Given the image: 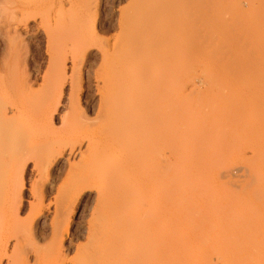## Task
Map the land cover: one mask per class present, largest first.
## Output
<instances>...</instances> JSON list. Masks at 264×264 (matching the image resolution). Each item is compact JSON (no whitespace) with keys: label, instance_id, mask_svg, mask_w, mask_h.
Here are the masks:
<instances>
[{"label":"rangeland","instance_id":"obj_1","mask_svg":"<svg viewBox=\"0 0 264 264\" xmlns=\"http://www.w3.org/2000/svg\"><path fill=\"white\" fill-rule=\"evenodd\" d=\"M198 1L191 44L188 31L169 35L181 21L172 0H87L86 43L60 53L64 77L51 84L43 80L45 24L36 15L22 27L20 69L32 90L25 100L51 92L44 119L57 135L20 172L19 217L44 254L35 261L29 253L28 264H258V256L264 264V0ZM162 31L163 59L148 46ZM157 64L167 74L165 141L161 154L147 155L160 137L145 121L157 113L143 107ZM113 69L116 136L126 148L115 147L118 172L100 177V161L116 158L92 165L99 147L87 142L100 135L91 124L103 121L99 97ZM80 123L93 130L77 135ZM62 199L67 211L52 248Z\"/></svg>","mask_w":264,"mask_h":264},{"label":"bare ground","instance_id":"obj_2","mask_svg":"<svg viewBox=\"0 0 264 264\" xmlns=\"http://www.w3.org/2000/svg\"><path fill=\"white\" fill-rule=\"evenodd\" d=\"M198 2V0H172L171 4L173 3L174 5L172 6L174 10H172L176 12V15L178 14V17L180 14L179 18H181L182 22L178 18L180 25L176 23L178 26L176 27L177 29L173 28L175 31L170 30L172 29V26H176V24L172 25L170 29H168L169 35L174 36L182 32L186 33V31H188V34L192 37V43H190L193 44L197 42L196 34L197 24L199 21V14L197 13L199 8L197 7L199 4ZM38 6H41V9L38 10V13H35V10H37ZM36 15L39 16L40 23L45 24V29L47 32L45 46L50 56L43 80L44 82H49V84H51L64 77L63 74L65 67L61 61V55L62 51L67 47V45L70 48H75L71 50H76V48H79V46L82 44L85 45V25L90 16V6L87 0H0V264H28L27 259L29 253L34 255L35 261H41L43 258L42 256L44 255L42 249L40 250L34 248L33 244H30L32 243L29 239V237H32L30 236V226L25 224L19 217L21 209L20 172L23 170V167L26 164L25 161L26 159L28 160V158L37 160L36 156L40 152L37 154L36 152L41 151V149L44 148L43 145L47 144L49 138L52 139L54 136L57 137V135H55L56 133L54 134L52 131L53 129L46 126L48 125V121L44 119L47 117L46 113H48L47 111H49L50 108L49 100L51 98V92L39 94V102L35 104L29 105L25 100L26 92L32 90L31 86H28L30 84H26L27 81L25 82V80L27 78L24 80V76H22L23 74L21 73L22 69H20V34L22 27L26 26L25 24L30 19H32V21L36 20ZM121 20L123 21L124 19L121 18ZM185 21H187V23ZM148 25L151 24L147 23L144 26L149 27ZM147 27H144L143 30H145V28L147 30ZM148 30L150 29L148 28ZM163 32L164 31L161 32L162 35L160 34V37L158 36L154 42L152 41L154 44H150L151 46L148 45L151 50L153 48L155 49L159 47L161 52L159 55L162 56H160L162 59L164 57L166 58L168 53H166L165 50L162 51L164 40ZM158 38L160 39L158 40ZM115 40L116 38L114 41ZM70 48L68 50H70ZM174 52L171 53L176 54ZM157 68H159L158 64ZM113 70H110L106 78H104L103 87L105 88V93L99 97L101 108L103 107V121H97L95 124H91L94 129H96L95 127L98 129V127L101 126L98 129L100 131H98L100 135L94 134L93 137L96 135L98 136L96 140H94V138H89V141L87 142V145L89 147L91 146L90 148L93 147V144L95 148L99 147V150L96 149L94 151L95 153L92 158L93 161L91 160L93 162L92 165L98 164V162L103 158L106 160L105 157H108L110 160L116 158L113 160V163L112 161L107 160L109 164L111 162V165L109 166L106 161H100V163L104 166L107 165L106 167L102 165V170L100 168L97 169V167H99V165L101 166V164L96 165L97 167L95 166L97 170L101 171H98L97 173V175L100 177L103 174L112 175L118 172L120 169V163L117 161L118 157L114 153V150L115 147L118 146L126 148L125 139L116 136L119 129L117 122L119 103L116 98H113V94H115L114 92L116 90V82L113 80L114 77H111L115 73V70L114 72ZM158 73L159 76L157 81H155L153 86H150L148 89L151 96L145 100L143 105L145 113H157L156 117L153 119H150L149 117L146 118V123H155V125L160 130V137L156 139L155 146L153 145L144 147V151L147 155L154 153L161 154L163 152L165 141L163 128L165 124L166 113L165 103L167 98V74L164 72V70L162 71L161 68H159ZM109 77L111 78L109 79ZM149 105L156 107V111L154 110L150 112ZM66 119H61V121H63L65 124L67 121ZM40 122H45L46 124L41 125ZM86 125L82 124V126L78 128L79 130L76 129L78 130L75 131L77 135L79 133L82 135L85 133L84 135H86L89 130H93L89 129V127H84ZM97 129L94 131H97ZM80 134L79 136H81ZM56 137H54V139ZM88 146L86 147L87 149L89 148ZM40 147L42 148L39 149ZM110 154L115 156L112 155V157ZM114 161H116V163ZM34 164L35 166L38 165L36 162H34ZM97 170L95 172H97ZM100 177L97 178L101 180L104 179ZM63 199L61 200V203L58 202L59 204H56L54 207L53 218L50 222L51 238H53H50V245L53 246L52 248L55 247V237L58 235L57 232L60 222L63 221L62 218L65 215L64 213L67 211L66 209L64 210L65 205L63 204L66 202L63 203ZM21 235H24V237L26 235L27 237L23 238ZM52 240H55V243L52 242ZM26 241H29V244H27L28 246L25 244L27 243ZM22 242L25 245L22 244ZM52 243L54 245H52ZM23 245L26 246V249ZM29 246L32 248L30 249ZM211 247L214 250L213 246ZM50 253L53 254L52 252ZM16 257L18 258L17 260ZM260 257H254L253 261H256V263L259 264L258 260ZM212 261L213 260H211V262ZM224 261L226 262L225 259ZM228 261V264L231 263L230 258ZM135 262L137 263L138 261L135 260ZM214 262L212 263L214 264ZM222 263L224 264L223 260H221V264Z\"/></svg>","mask_w":264,"mask_h":264}]
</instances>
